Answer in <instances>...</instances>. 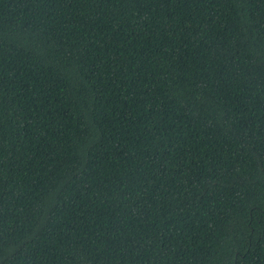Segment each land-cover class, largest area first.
I'll use <instances>...</instances> for the list:
<instances>
[{
	"label": "trees",
	"instance_id": "obj_1",
	"mask_svg": "<svg viewBox=\"0 0 264 264\" xmlns=\"http://www.w3.org/2000/svg\"><path fill=\"white\" fill-rule=\"evenodd\" d=\"M0 264H264V0H0Z\"/></svg>",
	"mask_w": 264,
	"mask_h": 264
}]
</instances>
